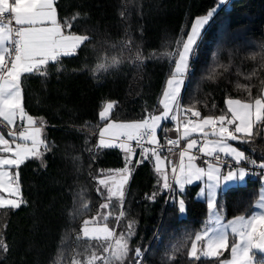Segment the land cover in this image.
<instances>
[{"label":"trees","instance_id":"obj_1","mask_svg":"<svg viewBox=\"0 0 264 264\" xmlns=\"http://www.w3.org/2000/svg\"><path fill=\"white\" fill-rule=\"evenodd\" d=\"M217 2L54 1L63 31L86 35L89 40L74 55L50 62L47 75L21 78L24 111L41 125L39 141L43 143L37 157L15 169L27 203L19 209L0 210V264H70L74 260L86 264L93 254L108 255L100 242L81 235L84 221L109 194L98 179L124 165L120 148L98 146V129L108 120L138 121L156 111L178 42L193 18L206 14ZM190 69L179 96V112L190 117L192 110L200 116L224 114L229 98H259L264 83V0H229L228 8L220 6L202 30ZM107 101L115 105L108 119L101 120L99 113ZM170 124L162 121L159 139L166 136L163 132ZM263 126L264 122H255L252 137L239 142L245 153L262 162ZM137 160H143L139 150L123 206L118 203L114 209L118 216L125 213L116 220V228L133 223L129 256L123 264H135L137 248L143 252L141 264H219L216 258L197 261L188 256L208 212L205 200L194 197L197 184L180 194L186 206L180 214L177 194L162 187L150 159L139 164ZM259 185L257 176H248L245 183L220 190L217 203L222 216L249 214ZM229 247L220 260L228 256Z\"/></svg>","mask_w":264,"mask_h":264},{"label":"snow or ice","instance_id":"obj_2","mask_svg":"<svg viewBox=\"0 0 264 264\" xmlns=\"http://www.w3.org/2000/svg\"><path fill=\"white\" fill-rule=\"evenodd\" d=\"M220 3H227V0H220ZM214 12L215 9L206 16L198 17L192 24L187 39L178 42V44H182V50L177 53L178 59L174 61V71L167 80L163 98L159 101L163 106V112L160 115H152L139 121L110 122L101 129L99 147H119L126 153V168L117 170L126 174L123 175L115 190L108 189L109 201L116 198L119 204L123 206L124 185L131 174V169L127 165L131 164L130 157L134 154V149L128 143L131 141H135L141 147H143L145 140L155 145L152 148H143L141 152L143 160H137L136 163H143L144 160L150 158L149 153H151V156L155 157L156 160V172L163 176L162 187L168 190L173 188L168 175L164 173L160 166L161 156L158 154V148L161 146L157 140V129L160 128L162 121L169 118L172 121H177V115L174 114L173 109L178 110L180 107L179 96L182 85L185 83V77L191 70V59L197 54L202 30L208 24ZM8 15H11L13 19L6 21L4 17ZM78 16L79 14H77ZM13 22L16 25L15 28L11 26ZM87 40H89V37L86 35L64 34L62 25L57 19L54 0H14L11 4L9 0H0V118L8 125L14 124L18 117L21 121L26 119L29 127L20 131L19 137L25 141L32 140L33 144V148H29L26 144L15 143V134L9 133L13 136L12 143H15L13 148L9 140L0 134V152L12 154L0 155V190L17 197L16 199H5L0 196V210L19 209L27 203L23 200L19 187V173L15 174L16 178L14 180L13 174L8 169L12 167L18 169L27 159L37 157L39 153L35 150V145L43 143L37 140L40 129L32 127L36 121L32 116L25 113L22 105V76L26 74L47 75L46 66L50 62L59 63L62 57L74 55L77 49ZM6 57L10 61V66L6 62ZM226 104V113L218 116L208 115L197 121L189 120L188 123L183 125V131L179 139H169L167 141L169 145L178 146L180 139H187L193 133L200 134L203 140L201 144L197 139H188L186 147L179 153V171L177 172L175 166L172 168V180L179 185V191L182 193L186 185L205 180L206 177V201L209 210V220L206 221V225L214 221V226H206L202 234L195 236L188 252L189 258L197 261L201 258H216L219 264H250V249L256 247L264 251V197H262V202L259 205L260 211H255L247 217L237 216L235 219L223 223L224 217L219 210L222 206L217 203L216 192L221 187V175H223V181L227 185L228 183L243 182L248 173L241 168L238 172L230 170L224 175L221 168L213 163H208L206 170L195 163L197 157L192 154V150L198 148L200 153L214 157L217 161L220 160V153L233 158L237 164L249 159L243 151H238L229 141L246 143L247 140H242L241 136L252 137L253 116L257 123L264 122V99H255L254 105L239 99H228ZM114 105L115 102L107 103L99 113L101 120L108 119ZM228 113L231 114L230 118ZM192 115L199 118L201 114L199 111H192ZM208 127L211 128V132L205 130ZM176 130L180 132L179 127ZM105 134L122 142L118 145L110 143L103 139ZM209 136L217 137V139L209 140ZM169 151H172V149L169 148ZM185 158H187V163H185ZM250 163L256 166L257 162L251 160ZM259 167L261 174L264 175V163H261ZM100 184L106 185V181L100 180ZM201 195H204V189L201 190ZM108 206L105 204L101 207ZM84 207L87 208V205H84ZM185 210V202L180 199L178 211L184 213ZM124 215L125 213L121 211L119 216L116 217L117 222ZM104 220H108V215L104 216ZM89 223V220L84 221L83 237L100 242L103 252L108 253V255L98 256L93 254L88 260V264H95L98 260L102 261L103 264H123L129 256L128 240L133 234V223H129L126 233H121L118 238H115L114 244L111 241L115 237V231L110 229L107 223L102 227L92 228L87 226ZM229 229L234 237H239V242H233L231 245V260H220L223 251L229 247ZM257 240L258 243L254 244L253 242ZM200 241H206L203 251L197 248V242ZM104 242H108L107 246H104ZM0 247H3V245H0ZM198 251L200 252L199 255ZM142 256L143 252L137 248L135 250V264H141L139 258ZM262 264H264V258H262Z\"/></svg>","mask_w":264,"mask_h":264},{"label":"rangeland","instance_id":"obj_3","mask_svg":"<svg viewBox=\"0 0 264 264\" xmlns=\"http://www.w3.org/2000/svg\"><path fill=\"white\" fill-rule=\"evenodd\" d=\"M220 6H222V4L220 3V0H218V2L216 3V5L214 6V7H212L211 9H209V11L206 13V14H203V15H198V16H195L194 18H193V20L191 21V24H190V26H189V29H188V31H187V33H186V35H185V37L183 38V40H186L187 39V34L191 31V27H192V24L195 22V20L198 18V17H203V16H206L210 11H213V9H215V12H216V10L220 7ZM214 12V13H215ZM180 50H182V44H180L179 45V47H178V49H177V53H178V51H180ZM176 53V58H175V60L176 59H178V54ZM174 67H175V64H174V66H173V69H172V72L174 71ZM171 76V75H170ZM170 76L167 78V80L170 78ZM167 80H166V83H165V87H164V89H163V92H164V90H165V88H166V86H167ZM163 92H162V94H161V96H160V98H159V101L163 98ZM260 99H264V83H263V89H262V94H261V96L259 97ZM230 99H233V98H230ZM257 99V98H256ZM241 101H243V100H241ZM254 101H255V99L253 100V101H243V102H249V103H252L253 105H254ZM107 103H109V101H107L106 103H105V106L107 105ZM104 106V107H105ZM226 108H227V104H226ZM104 109V108H103ZM102 109V110H103ZM101 110V111H102ZM193 111V110H192ZM192 111L190 112L191 113V118H190V120L191 121H197V120H199V119H202L203 117H205V116H200L199 118L198 117H195L194 115H192ZM163 112V106L158 102V106H157V109H156V111L155 112H153L150 116H152V115H160L161 113ZM173 112H174V114H178V110L176 109V108H174L173 109ZM253 112H254V109H253ZM206 116H208V115H206ZM230 116H231V114L229 113V115H228V117L230 118ZM171 123H172V127H175V128H177V121H172L170 118L168 119ZM168 120H165V121H168ZM139 121V120H138ZM110 122H116V123H127V122H133V121H122V120H108V121H106L105 123H103L100 127H99V129H98V132H97V142H98V144H99V141H100V139H101V136H100V131H101V129H103L104 127H105V125L106 124H108V123H110ZM256 121H255V117L253 116V124L255 123ZM230 128L232 127V126H229ZM209 128V127H208ZM182 130H183V125H182ZM208 132H211V128H210V130L208 131ZM103 139L104 140H106V141H108V142H110V143H114L115 144V138H113V137H111V136H109L108 134H105V136L103 137ZM188 139H192L191 138V136L190 137H188L186 140H185V144H184V142H183V144H184V148L186 147V145H187V142H188ZM208 139L209 140H214V139H217V137H208ZM201 140H202V138H201ZM203 141V140H202ZM229 143H231L230 141H229ZM232 145H233V147H235L238 151H243L242 150V148L240 149V148H238V147H236L233 143H231ZM133 149H134V154L133 155H131V157H130V159H131V164H128L127 165V167L128 168H130V169H132V163H133V161H134V159H135V157H136V154H137V151H138V148L137 147H135V146H131ZM119 148V147H118ZM121 149V148H120ZM122 150V149H121ZM194 150V149H193ZM193 150H192V152H193ZM123 151V156H124V165H123V167L122 168H119V169H114V170H112L107 176H102L101 178H99L98 179V182L100 183V180H105L106 181V185H102V189H103V192L105 191V190H107V192H108V189L109 188H111V189H113V190H115L116 189V187H117V185L119 184V182L122 180V177H123V175H125L126 173H121V172H119V171H117V170H121V169H125L126 168V153L124 152V150H122ZM143 150H139V153H140V155H141V152H142ZM160 156H161V168L163 169V171H164V173H166L167 175H168V177H169V182L170 183H172V185H173V188L171 189V190H168V192L169 191H173L174 193H176L177 194V196H176V204H177V207H178V205H179V200L181 199V192L179 191V185H177L176 183H175V181L174 180H172V176H173V172H172V168H173V166H175V165H173V166H169L167 163H168V161H167V158L165 157V156H163V155H161L160 153H158ZM199 154H200V156H196L197 157V160L195 161V163H197L200 167H203V168H205L206 170H207V166H208V163H213V164H216L217 166H219L220 168H221V172H222V174H224V175H226L227 174V172L228 171H236V172H238V170L239 169H241V168H243L242 167V165H241V163H239V164H237L236 162H235V160L233 159V158H231V157H228V156H225L223 153H220L219 155H220V158H227L231 163L230 164H228V165H226L225 167H223V164L222 163H220V162H218V161H209V160H207V159H204V157L203 156H205L203 153H200L199 152ZM246 156V155H245ZM205 157H209V156H205ZM153 158V162H154V166H153V168H154V170H155V168H156V160H155V157H152ZM185 163H187V158H185ZM179 164H180V157L178 158V161H177V163H176V168H177V172L179 171ZM244 170H245V168H243ZM155 172H156V170H155ZM245 172L246 173H248L247 175H254V173H252V172H248V171H246L245 170ZM156 175L158 176V178H159V180L161 181V184L163 185V176H162V174H158L157 172H156ZM254 176H256V174L254 175ZM15 178L16 177H14L13 179L15 180ZM245 181V180H244ZM244 181L243 182H236V183H244ZM259 181H260V185H259V189H258V192H257V197H256V200L259 198V196H260V194H261V196L263 195V197H264V187H262L263 185H264V176H262L260 179H259ZM127 182H128V180H127ZM220 183H221V187L220 188H218L217 190H216V192H218V190L220 189V190H222V189H224L227 185H231V184H235V183H228L227 185H225V183H224V181H223V175H221V178H220ZM193 184H197V188H196V190H195V193H194V197L195 198H198V199H203V200H205V202L207 203V201H206V193H207V188H206V177H205V180H201V181H198V182H194ZM126 185H127V183L124 185V191H125V189H126ZM192 185V184H191ZM187 186H190V185H186L185 186V188L187 187ZM202 189H204V195H201V190ZM218 194V193H217ZM108 197H109V194L107 193V199H104V200H102V202H101V206L102 205H105V204H107V205H109L108 207H101L100 206V208H99V210L96 212V213H94L91 217H89V218H87L86 220H89L90 221V223H89V225H87L89 228H92V227H96V226H100V227H102L105 223H107V225H108V227L110 228V229H113L114 231H115V237L113 238V240L111 241L113 244H114V242H115V238H118L119 236H120V234L121 233H126L127 232V230H128V225H125V226H123V227H121V226H119L118 228H116V217L118 216V214H115V212H114V209H115V206L116 205H118V201L116 200V198H112V200L111 201H109V199H108ZM174 197V195L172 196V198ZM261 202H262V197H261V200H259V202L258 203H260L261 204ZM255 203V202H254ZM120 205V204H119ZM252 212V211H251ZM251 212L249 213L250 215H251ZM119 213V212H118ZM180 213V212H179ZM110 214V215H109ZM181 214V213H180ZM222 214V213H221ZM105 215H108V220L107 221H105L104 220V216ZM117 215V216H116ZM240 215H243L244 216V214H239V215H235V216H232V217H230V218H233V217H236V216H240ZM230 218H224V220L222 221L223 223H227V221L228 220H233V219H230ZM209 220V210H208V212H207V216H206V218H205V222H204V226H203V228L200 230V231H197L196 232V234H195V236L197 235V234H202V232L205 230V228H206V226H214V221L211 223V224H208V225H206V221H208ZM128 224V223H127ZM84 227V223L82 224V226H81V235L83 236V234H82V228ZM258 232H259V229H258ZM195 236H194V239H193V241L195 240ZM234 240H235V242H239V237L237 236V237H234L233 235H232V233H231V230L229 229V254H228V256L226 257V258H223V259H221V260H231V255H230V250H231V245H232V243L234 242ZM258 242V240L257 241H254L253 243H257ZM107 244H108V242H106ZM106 243H104V245L106 244ZM205 244H206V241H200V242H197V248H198V250H200V251H203L204 250V246H205ZM190 249H191V247H190ZM190 249H189V251H190ZM198 254H200V252L198 251ZM251 256L252 257H254L255 259H256V253L255 252H253L252 254H251ZM88 260L89 259H87L86 261H84V263H86V264H88ZM70 264H79V262H77L76 260H74L73 262H71Z\"/></svg>","mask_w":264,"mask_h":264},{"label":"built area","instance_id":"obj_4","mask_svg":"<svg viewBox=\"0 0 264 264\" xmlns=\"http://www.w3.org/2000/svg\"><path fill=\"white\" fill-rule=\"evenodd\" d=\"M10 4L12 3V0H9ZM223 7L225 8H228L229 7V0H227V3H224L222 4ZM4 19L6 21L8 20H12V16L11 15H8L6 17H4ZM13 28L16 27V25L14 24V22L12 23L11 25ZM6 62L8 63V66H10V61L7 60V57H6ZM190 115L188 112H179V109H178V114H177V122L178 124L179 123H186L189 119ZM1 123V122H0ZM25 127H26V124H25V120L21 121L19 118L17 120V123L14 127V129L12 130H9L11 131L12 133H16V132H19V131H23L25 130ZM181 136L180 132H177V134L175 136H173L172 138L168 137V136H165L163 137L162 139H159L158 142H159V145L161 147L158 148V153L164 155L166 158H167V161H168V165L169 166H173L175 165L176 166V163L178 161V158H179V153L181 150L184 149V144H183V139H180V143L178 146H175V145H169L167 143V141L169 139H172V140H175V139H179ZM193 139H197L198 141H200V143L202 144V140L200 137H194ZM122 141L118 140V139H115V144H119L121 143ZM126 142V141H125ZM131 144V146H135L138 148V150H143V148H152V147H155V145H152L150 143H148L146 140L143 142V147L141 146H138L136 144L135 141H131V142H128ZM199 147V146H198ZM169 148L172 149V151H169ZM193 155L195 156H200L199 154V151H198V148L197 149H194L193 152H192ZM246 157H248L249 159L246 160V161H242L241 162V165L243 168H245L246 171H249V172H252L254 174H256V176L260 179L262 176L261 174V169L259 167V165L261 163H264L262 161H259V160H255L254 157L250 154V153H245ZM204 159H207L209 161H217L214 157H205L203 156ZM251 160H255L257 163H256V166H253L250 161ZM220 163L223 164V167H225L226 165L230 164L231 162L227 159V158H220V160L218 161Z\"/></svg>","mask_w":264,"mask_h":264},{"label":"crops","instance_id":"obj_5","mask_svg":"<svg viewBox=\"0 0 264 264\" xmlns=\"http://www.w3.org/2000/svg\"><path fill=\"white\" fill-rule=\"evenodd\" d=\"M55 1V0H54ZM14 2V0H12V3ZM55 5V4H54ZM62 31H63V29H62ZM64 32V31H63ZM64 34L65 35H79V34H69V33H65L64 32ZM230 99V98H229ZM228 100V99H227ZM27 115H29L27 112H25ZM228 115H229V113H228ZM31 116V115H30ZM19 118V117H18ZM18 118H17V120H18ZM191 118V117H190ZM190 118H189V120H190ZM33 119H34V117H33ZM35 120V119H34ZM188 120V121H189ZM169 121V120H168ZM188 121L186 122V123H188ZM0 134H2V135H4V137H5V139H7V140H9V142H10V145H11V147H15V143H20V144H26L29 148H33V144H32V140H27V141H25V140H23V139H21L20 137H19V132H16V133H14L15 134V143H12V140H13V136H11V135H9V133H12L11 131H9V130H12V129H14V127H15V125H16V123H17V121L14 123V124H12V125H8L7 124V122H5V121H2V118H0ZM177 123V127H179V129H180V134L182 133V125H184L185 123H179L178 124V122H176ZM25 124H26V127H25V129L26 128H28L29 126H28V124H27V121H26V119H25ZM32 127H35V128H39V129H41V125H38V124H34ZM176 127V126H175ZM175 127H172V123L170 124V125H168V126H166L165 127V129H164V134L166 135V136H168V137H170V138H172L173 136H175L176 134H177V128H175ZM160 128H158L157 129V131L159 130ZM206 131H209L210 130V127L209 128H206L205 129ZM263 133H264V126H263ZM200 137L201 138V135L200 134H198V133H193L192 135H191V138L193 139L194 137ZM211 138L212 137H214V136H210ZM241 139L243 140L244 139V136L242 135L241 136ZM37 140L39 141V133L37 134ZM157 140H159V136L157 135ZM185 140L186 139H183V142H184V144H185ZM231 143H233L236 147H238V148H242L240 145H239V142L238 141H230ZM202 143H203V141H202ZM39 144L40 143H37L36 145H35V150L37 151V152H39V149H38V147H39ZM243 150V149H242ZM243 152H244V150H243ZM245 153V152H244ZM0 155H12L11 153H3V152H0ZM162 155V154H161ZM164 156V155H163ZM14 158V157H13ZM150 161L152 162V164H153V166H154V162H153V158H152V156H151V153H150ZM15 167H12V168H9L8 170L13 174V178L15 177V174H16V171H15ZM249 172V171H248ZM255 175V174H254ZM254 175H246V179H245V181H244V183L246 182V180H247V177L248 176H250V177H255ZM130 176V175H129ZM129 176H128V179H129ZM235 184H242V183H235ZM231 185H234V184H231ZM227 186H229V185H227ZM226 186V187H227ZM262 187H264V185L262 186ZM220 191V189L218 190V192ZM217 192V193H218ZM0 196H3L5 199H16L17 197L16 196H14V195H11V194H9L8 192H6V191H2V190H0ZM261 197H263V195L261 196V194H260V196H259V198L255 201V203L253 204V207H252V212H251V214L253 213V212H255V211H260L261 210V208L259 207V205H260V203H258L259 202V200H261ZM240 216H243V215H240ZM244 216H250V214H244ZM237 217V216H236ZM236 217H233V218H230V219H235ZM234 242H235V240H234ZM258 243V242H257ZM254 244H256V243H254ZM191 247V246H190ZM253 252H255L256 253V259L254 258V257H252L251 256V254L253 253ZM199 255V254H198ZM230 255H231V250H230ZM249 257H250V264H262V258H264V251H262L261 249H258V248H256V247H253L252 249H250V251H249Z\"/></svg>","mask_w":264,"mask_h":264}]
</instances>
